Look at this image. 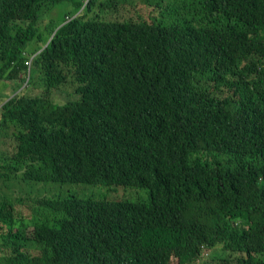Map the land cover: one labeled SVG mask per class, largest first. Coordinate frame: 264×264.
<instances>
[{
    "label": "trees",
    "instance_id": "trees-1",
    "mask_svg": "<svg viewBox=\"0 0 264 264\" xmlns=\"http://www.w3.org/2000/svg\"><path fill=\"white\" fill-rule=\"evenodd\" d=\"M143 2L0 0V183L149 194L0 189V264H264V0Z\"/></svg>",
    "mask_w": 264,
    "mask_h": 264
},
{
    "label": "rangeland",
    "instance_id": "rangeland-1",
    "mask_svg": "<svg viewBox=\"0 0 264 264\" xmlns=\"http://www.w3.org/2000/svg\"><path fill=\"white\" fill-rule=\"evenodd\" d=\"M128 3L133 4L136 8V13L133 18L140 16L146 20L151 17H158L151 8L147 7L146 3L143 0H126ZM152 4L158 0H151ZM170 3H175L173 1H167L166 5ZM127 7L130 5L127 4ZM53 14V13H52ZM68 21L69 19L66 18ZM46 46V45H45ZM23 82L20 84V88L17 92L24 90L29 80V75L24 76ZM12 82L10 80L0 81V93H2L3 97L8 96L12 93V89L9 87V84ZM5 86H7L5 88ZM17 87H15L16 90ZM30 90V88H29ZM62 92H57L53 96V100L57 104H64L68 100L73 97H68L67 93H70V89L68 87H62ZM39 91L35 90V94H39ZM16 92V93H17ZM31 184L29 187L25 183L20 181H11L7 183H0V189L5 195L10 197H29L31 196H39V197H47L49 195L53 196H66V195H74L79 198H94V199H106V200H132V201H147L149 199V194L147 190L144 189H130V188H117V187H108L103 185H84V184H61V183H29ZM33 191V192H32Z\"/></svg>",
    "mask_w": 264,
    "mask_h": 264
},
{
    "label": "built area",
    "instance_id": "built-area-1",
    "mask_svg": "<svg viewBox=\"0 0 264 264\" xmlns=\"http://www.w3.org/2000/svg\"><path fill=\"white\" fill-rule=\"evenodd\" d=\"M32 57H30L29 59H27L25 61V65L29 68L30 67V63H31Z\"/></svg>",
    "mask_w": 264,
    "mask_h": 264
},
{
    "label": "clouds",
    "instance_id": "clouds-1",
    "mask_svg": "<svg viewBox=\"0 0 264 264\" xmlns=\"http://www.w3.org/2000/svg\"><path fill=\"white\" fill-rule=\"evenodd\" d=\"M32 59H33V57H32ZM32 61V60H31ZM25 64V63H24ZM26 66V65H25ZM30 66H31V63H30ZM27 67V66H26ZM29 70H30V67L28 68L27 67V75H29Z\"/></svg>",
    "mask_w": 264,
    "mask_h": 264
},
{
    "label": "crops",
    "instance_id": "crops-1",
    "mask_svg": "<svg viewBox=\"0 0 264 264\" xmlns=\"http://www.w3.org/2000/svg\"><path fill=\"white\" fill-rule=\"evenodd\" d=\"M6 88V87H5ZM1 95H3L2 93H0Z\"/></svg>",
    "mask_w": 264,
    "mask_h": 264
},
{
    "label": "water",
    "instance_id": "water-1",
    "mask_svg": "<svg viewBox=\"0 0 264 264\" xmlns=\"http://www.w3.org/2000/svg\"><path fill=\"white\" fill-rule=\"evenodd\" d=\"M45 47V46H44Z\"/></svg>",
    "mask_w": 264,
    "mask_h": 264
}]
</instances>
